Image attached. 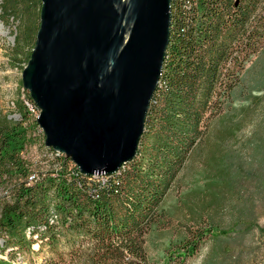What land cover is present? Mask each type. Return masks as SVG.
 Listing matches in <instances>:
<instances>
[{
  "label": "trees",
  "instance_id": "16d2710c",
  "mask_svg": "<svg viewBox=\"0 0 264 264\" xmlns=\"http://www.w3.org/2000/svg\"><path fill=\"white\" fill-rule=\"evenodd\" d=\"M170 4L167 54L139 148L106 180L81 172L68 157L62 169L39 170L32 177L33 164L23 151L36 140L45 142L38 116L23 103L22 118L0 119V181L6 187L0 198V250L14 253L0 257V264H16L14 258H26L46 244L54 249L63 235L71 236L70 255L51 258V264H151L147 233L160 220L164 195L204 137L210 113L233 95L246 62L264 47V0ZM41 7L42 0L1 3L3 16L27 17L16 35L13 59H30ZM263 95L264 81L249 86L244 98L259 102ZM28 101L38 106L30 92ZM261 119L264 126V115ZM253 138L255 164L248 171L264 190V127ZM69 163L75 166L71 173ZM199 229L174 241V256L184 258L196 250L207 233ZM206 230L214 234L212 227Z\"/></svg>",
  "mask_w": 264,
  "mask_h": 264
},
{
  "label": "water",
  "instance_id": "95a60500",
  "mask_svg": "<svg viewBox=\"0 0 264 264\" xmlns=\"http://www.w3.org/2000/svg\"><path fill=\"white\" fill-rule=\"evenodd\" d=\"M41 9L22 79L41 107L45 143L84 173L111 174L135 156L145 131L167 54L170 0H42ZM126 143L127 153L102 161Z\"/></svg>",
  "mask_w": 264,
  "mask_h": 264
},
{
  "label": "rangeland",
  "instance_id": "374dc122",
  "mask_svg": "<svg viewBox=\"0 0 264 264\" xmlns=\"http://www.w3.org/2000/svg\"><path fill=\"white\" fill-rule=\"evenodd\" d=\"M3 11L0 8V119L14 121L23 117L26 93L30 92L22 79L26 56L13 59L16 35L21 33L27 17L3 16ZM241 75L233 95L210 113L204 137L189 151L161 201L160 220L147 233L151 264H264V190L248 171L255 164L254 133L264 127L263 123L260 125L264 95L259 102L244 98L249 86L264 81V47L246 62ZM35 143L37 146L28 145L23 154L33 164V170H47L52 153L45 142ZM5 194L6 187L0 181V198ZM206 227H212L214 234ZM199 228L207 233L196 250L190 256L180 257L183 259L174 256V241L182 234L200 231ZM61 237L54 249L46 244L26 258L20 256L13 261L51 264V258L68 259L71 236ZM3 243L0 236V244ZM167 245L171 249H166ZM7 250L9 254L0 250L1 258L13 256L11 249Z\"/></svg>",
  "mask_w": 264,
  "mask_h": 264
},
{
  "label": "built area",
  "instance_id": "2783aa9c",
  "mask_svg": "<svg viewBox=\"0 0 264 264\" xmlns=\"http://www.w3.org/2000/svg\"><path fill=\"white\" fill-rule=\"evenodd\" d=\"M26 101L28 102L29 106H31V104L28 101V92L26 93ZM32 108L34 110H41V107L39 105L38 106H34ZM44 144H46V143H44ZM32 145L37 146L35 142L32 143L31 146ZM40 147L42 149V146H40ZM52 157L53 158L50 160V161H52L51 167H54L56 170H58V169L60 170V169H62L64 163L66 162V158L68 157V155L64 151L57 149V152H52ZM74 169H75V166L72 163H69V165L67 167L68 173L73 172ZM38 172H39V170H37V169L34 170L33 173H32V177L36 176V174ZM98 174H99V178L102 177L104 180L107 179V176L111 175V174H104V173H98Z\"/></svg>",
  "mask_w": 264,
  "mask_h": 264
},
{
  "label": "bare ground",
  "instance_id": "6f19581e",
  "mask_svg": "<svg viewBox=\"0 0 264 264\" xmlns=\"http://www.w3.org/2000/svg\"><path fill=\"white\" fill-rule=\"evenodd\" d=\"M1 1H0V7H1ZM34 100V99H33ZM34 102H35V104L36 105H38V103L36 102V100H34ZM26 104L28 105V107H29V110H31V112L33 113V114H36V115H38L39 114V112H37V111H40V110H34L32 107V105L31 106H29V104H28V102L26 101ZM39 118V117H38ZM40 123V122H39ZM41 125V124H40ZM41 127H42V125H41ZM42 129H43V127H42ZM43 132H44V134H45V131L43 130ZM46 135V134H45ZM48 148H50V149H52V150H54V151H56L57 152V149L56 148H54L53 146H48L47 144H45ZM129 144L128 143H126V145H124V146H122L121 147V149H119V150H117V151H115V152H111V153H107L106 154V157H104V155H103V157H102V154H99V156H101L102 157V161H104L107 165H109L110 163H112V158L114 157H118V156H121V155H123V154H125V153H127V151H128V149H129V146H128ZM68 158H69V160L70 161H73L74 162V164L75 165H77L79 168H80V166L75 162V160H73L70 156H68ZM115 161V160H114ZM81 172H83V171H81ZM84 173V172H83ZM97 173V172H96ZM85 174H87V173H85ZM87 175H89V176H94V177H99V174L97 173V174H93V175H90V174H87Z\"/></svg>",
  "mask_w": 264,
  "mask_h": 264
}]
</instances>
